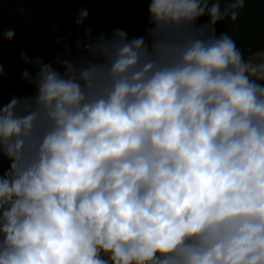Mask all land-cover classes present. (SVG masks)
Listing matches in <instances>:
<instances>
[{
	"label": "clouds",
	"instance_id": "9594fccd",
	"mask_svg": "<svg viewBox=\"0 0 264 264\" xmlns=\"http://www.w3.org/2000/svg\"><path fill=\"white\" fill-rule=\"evenodd\" d=\"M142 2V35L21 52L33 91L0 98V264H264V61L201 22L245 0Z\"/></svg>",
	"mask_w": 264,
	"mask_h": 264
},
{
	"label": "trees",
	"instance_id": "16d2710c",
	"mask_svg": "<svg viewBox=\"0 0 264 264\" xmlns=\"http://www.w3.org/2000/svg\"><path fill=\"white\" fill-rule=\"evenodd\" d=\"M147 7L142 0H0V32H15L11 41L0 40V65L4 71L0 98L8 101L12 95L33 91L22 80L24 69H33L23 63L21 52L32 59L41 57L52 62L64 51L62 44L54 43L57 38L68 37L75 53L76 38L89 26L94 35L115 28L126 29L129 36L142 35ZM82 8L88 10L89 17L83 26L77 27L75 19ZM201 22L210 29L214 27L217 35H230L245 60L264 49V0H245L235 20L229 16L212 24L210 16H204ZM6 166L5 161V169Z\"/></svg>",
	"mask_w": 264,
	"mask_h": 264
},
{
	"label": "crops",
	"instance_id": "0c3cea01",
	"mask_svg": "<svg viewBox=\"0 0 264 264\" xmlns=\"http://www.w3.org/2000/svg\"><path fill=\"white\" fill-rule=\"evenodd\" d=\"M246 60L248 61H251L252 63H260L262 61H264V49L259 51V52H256V53H253L251 55H249ZM5 103L7 102V100H3ZM7 167V166H6Z\"/></svg>",
	"mask_w": 264,
	"mask_h": 264
}]
</instances>
